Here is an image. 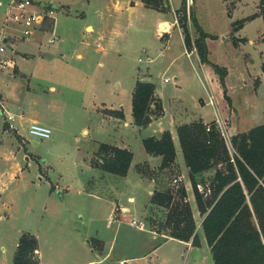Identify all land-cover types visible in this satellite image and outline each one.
<instances>
[{
  "label": "rangeland",
  "instance_id": "1",
  "mask_svg": "<svg viewBox=\"0 0 264 264\" xmlns=\"http://www.w3.org/2000/svg\"><path fill=\"white\" fill-rule=\"evenodd\" d=\"M9 1L0 0V30L15 33L20 41L22 28L14 21L6 22ZM36 3L40 5L42 1L36 0ZM47 3L51 1L47 0ZM55 3L69 5L67 10H59L56 14V32L60 39L48 43L52 30L43 35V47L47 51L45 61L36 66L29 81L21 80L18 92L25 97V107L34 113H46L47 106L56 102L62 109L55 112L62 114L61 122L52 129L50 137L40 138L30 133L27 119L18 124V133L22 135L19 136L17 130H5L6 115L0 111V264H12L20 236L25 231H32L39 237L45 264H81L89 259H100L99 251H94L91 246L101 249L96 238L111 237L116 223L111 224L110 218L114 219L112 208L117 203L133 209L144 206L149 225L158 224L163 231H169L164 228L168 208L150 201L149 189L134 167L127 177H123L94 169L88 162L97 148L94 138L111 142L117 133L110 126L86 124L90 123L91 116L84 104L89 102L88 88L96 84L99 93L116 101L117 105L122 103L120 107L128 118L131 117L133 89L138 75L142 74L153 75L167 100L176 99L180 91L189 100L191 96L204 95V87L197 80L190 56L185 51L184 23L192 38V49H196L190 51L193 60L198 58L215 75L213 87L220 100L217 106L222 116V119L218 117L217 124L231 151L233 134L264 122L262 0H187L186 7L184 0H157L151 3L153 5H145L148 8H139L132 17L128 12L119 14L113 7L114 0H55ZM133 3L134 0L130 2ZM100 11L104 17H100ZM161 20L168 21L165 25L171 22L172 30L163 31ZM87 23L118 29V45L123 55L107 57L103 49L107 38L86 35ZM201 31L208 33V58L220 66L224 82L221 74L201 59L195 46ZM62 41L65 44L60 53L52 54L53 48ZM79 52L83 53L86 62L85 69L82 68L85 73H79L81 77L72 71L76 70L73 66L79 65V61L74 62ZM149 55L154 58L152 61L148 60ZM57 58H72L71 67ZM178 69L186 72L185 84L180 90L175 79ZM165 77L171 81H165ZM52 83L57 84V91L50 88ZM84 125H87L88 133H84ZM146 133L148 131L139 129L129 135L135 163L140 162L136 165L137 171L141 167V176L163 182L162 188L173 190L178 198L179 191L186 186L185 178L175 181L182 173L181 168H151L147 162H141L148 156L142 138ZM16 163L22 165V170L15 174ZM214 174L215 168L206 170L198 176V184L210 186ZM93 189L100 193H94ZM192 191L194 193L193 185ZM131 195L135 197L134 201L129 199ZM190 202H193L198 223L202 215L195 194ZM124 229L125 237L130 241L138 238V230ZM120 246L117 245L116 251ZM87 249L88 259L85 258ZM163 249L169 251L170 264H176L172 258L174 250H179L178 256L179 253L187 256L185 246L173 241L166 243ZM116 251L95 264H119Z\"/></svg>",
  "mask_w": 264,
  "mask_h": 264
},
{
  "label": "trees",
  "instance_id": "2",
  "mask_svg": "<svg viewBox=\"0 0 264 264\" xmlns=\"http://www.w3.org/2000/svg\"><path fill=\"white\" fill-rule=\"evenodd\" d=\"M142 1L153 5L151 3L157 0ZM186 3L187 0H184L185 7ZM183 25L185 44L192 49V38L185 23ZM207 36V32L201 31L195 46L201 59L209 62L224 82L220 66L208 58ZM262 69L264 71V61ZM156 90L155 82L137 79L132 104L138 126H147L156 115L163 113V104L156 96ZM118 112L124 118V111ZM177 130L214 264H264V122L233 134V151L216 120L207 122L198 119L180 124ZM143 142L148 153L162 156V169L173 166L177 149L170 130H165L160 136H147ZM133 157L134 152L129 148L101 142L90 162L93 167L125 176ZM211 168H215L210 182L211 194L204 197L198 189V176ZM138 170L143 172L141 167ZM151 202L168 208L164 228L169 229L171 236L201 245L198 223L186 186L181 188L178 198L173 190L156 189ZM152 226L163 231L158 224ZM38 249L37 235L32 231L23 232L12 264H40Z\"/></svg>",
  "mask_w": 264,
  "mask_h": 264
},
{
  "label": "crops",
  "instance_id": "3",
  "mask_svg": "<svg viewBox=\"0 0 264 264\" xmlns=\"http://www.w3.org/2000/svg\"><path fill=\"white\" fill-rule=\"evenodd\" d=\"M36 1V0H35ZM41 4H47V0H41ZM53 5H56L58 7H62V9L67 10L68 4L60 3L56 4L55 0H50ZM132 0H114L113 7L114 9H117L119 11V14L122 12H128L129 16L132 17L133 13L137 12L139 8H148L145 5V2L142 0H134L135 3L130 4ZM61 2V1H59ZM60 5V6H59ZM70 8V7H69ZM68 8V9H69ZM133 9V10H132ZM100 17H104L105 14L103 12H99ZM58 14V13H57ZM165 20L160 21V27L162 28L165 26H170V30H172V24L171 22L168 23V25H165ZM173 23V22H172ZM53 21L52 20H46L45 22H38L35 24L36 28L33 32V34L30 37H20V41H18V36H13V38L10 39L8 43V48L6 49V56L13 59L15 61L14 67H7L3 70H0V92H1V99L6 106V110L4 111L5 115L6 112H10L14 115V119H12V123L14 124V128L9 126V123L7 119H4V128L6 129H14L17 130V134L19 136H22L20 133H18V124L23 123L27 119L29 120L30 124L32 122H41L44 124L49 125L52 129L56 127V125L61 122L62 114L61 113H55L60 112L62 110L58 105L54 103H50L49 106L46 108V113L43 111H32L29 107H25V97H22L20 92H18V88L20 87L21 80H30L31 77L34 75L37 69V65L41 64L45 61L44 55H45V47L44 45V39L43 35L46 34V32H50L52 30ZM57 25V20H56ZM55 25V30H56ZM86 35L92 36V35H99L102 37L107 38V45L104 47V53L107 57H110L112 55H117L119 58L123 55L122 49L118 45V29L116 30L114 26L110 28H106L104 25H97L87 23L85 25ZM182 32V30H181ZM10 33V32H9ZM57 33V32H56ZM172 32L169 33V37L171 36ZM183 34V33H182ZM184 37V36H183ZM60 39V37H58ZM58 39V40H59ZM48 43H55V42H49ZM65 44V42H60L59 46L54 47L52 50V54H58L60 53V50L63 48L62 46ZM99 45V43H98ZM101 46V45H100ZM169 45L166 44V48L168 49ZM187 50V46L185 44V51ZM47 52V51H46ZM187 53V52H186ZM188 55V54H187ZM189 56V55H188ZM59 59V58H57ZM71 59H59L60 62L65 63V65L70 66ZM191 62L193 64V67L196 71V77L197 80L201 83V85L204 87V95H197V96H191L190 100L185 97V94L183 91H180L179 94H177L176 99L174 100H167L160 89L159 85L155 81V78L153 75H138L137 79L142 80H150L156 83L157 85V95L161 99V102L163 104V113L160 117L153 119L151 123H149L147 126L141 127L138 126L135 123L134 116H133V104L131 105V111L132 116L128 118V115L124 112V118H121L119 116V110H123L120 106L122 103H119L118 105L115 103L116 101H111L109 98H106L104 94H101L96 90V84L90 85V90L88 88L87 93L89 96V102L84 104V107L86 109V112L90 114V123H86L89 125H92L94 127H113L114 132L117 134H114L117 136L114 140L110 141H104L101 138H94L97 144V149L99 148V145L101 142H107L110 144H114L121 147L129 148L133 151L132 146L130 144L129 135L132 131H139V129H144L148 131L145 135L142 136L144 139L147 136L150 135H157L160 136L165 130H170L173 134V139L176 145L177 149V157L175 160V163L173 166L167 167L165 169H169L171 167H179L181 168V175L183 178H185L187 191L189 193V200L192 201L193 191L191 192L192 184L189 176V167L186 164L183 149L181 147V143L179 140L178 135V126L183 123H190L198 119H203L204 121H211L216 120L218 123V120H220L218 117L221 116L220 107L217 106L218 103V97L215 93L214 86V74L207 70L205 67V64H203L201 61L199 62L196 58V61L193 60L192 56L190 57ZM55 60V59H54ZM84 60V55L82 52H79L77 55V59L75 61H79L78 66L75 67L72 70L74 73H85L84 70L82 71V68L86 65V62ZM48 61V60H46ZM53 60H50V62ZM101 64L103 61L100 62ZM71 67V66H70ZM85 69V68H83ZM80 76V75H79ZM81 77V76H80ZM175 79L178 81L177 87L180 89L183 88L185 84L186 79V72H183L182 69H178L175 73ZM165 80V78H164ZM166 81V80H165ZM171 81V79L169 80ZM50 88L54 91L58 90L57 84L52 83L50 85ZM210 94L214 95V104L212 105L210 102ZM27 95V94H26ZM220 102V100H219ZM213 107H212V106ZM107 109V110H105ZM30 115H28V111ZM64 111V110H63ZM124 111V110H123ZM62 112V111H61ZM60 114V115H59ZM218 119V120H217ZM18 122V123H17ZM92 123H95L94 125ZM222 123V122H221ZM84 133H88V127L87 125H84ZM3 134L10 135L6 132ZM99 136V135H95ZM94 151V152H95ZM147 151V150H146ZM93 152V154H94ZM134 152V151H133ZM148 153V152H147ZM93 154L88 158V162L91 164V157ZM183 154V158H182ZM183 159V160H182ZM184 161V163H183ZM141 162H147L151 168H156L161 165L162 162V156L161 155H153L148 153V156ZM140 162L135 163V152L133 161L131 164V167L129 169V172L127 175L123 177H127L134 167L136 173L141 177V179L144 180V184L149 189L148 194L150 196V201L152 194L154 190L156 189H164V183L163 182H157V180L152 177L149 179H145V177L141 176V174L137 171L136 165ZM17 165V172L19 173L22 170V165L20 163H16ZM186 165V166H185ZM92 166V165H91ZM93 167V166H92ZM94 169H99L100 171H104L100 168L93 167ZM107 172V171H104ZM110 173V172H107ZM13 176L15 175L12 173ZM106 175V174H104ZM91 181V180H90ZM90 186V183L89 185ZM93 192L96 194H99L100 192L93 189ZM129 199L135 200V197L133 195L129 196ZM193 203V202H191ZM154 204V203H153ZM114 211V219L110 218L112 220V223H116V227H114V232L112 233L111 237H98L96 238L99 243H101L102 248L98 249L95 246H91L94 251H99V255L101 256L100 259H89L88 261H85L81 264H95L100 263L106 258H109L114 252L116 251V247L118 244H120L121 248L117 250L116 256L118 257L119 264H121V261L125 260V264H170L172 263V260H170V255L168 250H164L163 247L166 243L169 241H173L174 243H178L185 246V251L187 252V256L180 255L178 256L179 250H174L172 253V258L176 264H214V260L212 258V252L211 247L208 244L207 238L205 236V233L202 229V219L203 217H200V220L198 221L197 225V232L200 235L201 238V245H194L192 240L185 241L178 239L176 237H173L169 234V231H158L153 228L152 225H149V219L147 220V211L145 210L144 206L136 207L133 209L132 207L126 205V204H119L117 203L116 207H113L112 210ZM194 209V208H193ZM146 211V213H144ZM194 211L195 217L197 216V213ZM200 214V213H199ZM137 218L147 224L146 228H141L138 226H135L132 224L129 217ZM110 223V222H109ZM127 227L130 229L138 230V238L136 240H129L127 237H125L124 231ZM34 233V232H33ZM38 237V236H37ZM39 239V237H38ZM130 241V242H129ZM91 242V240H90ZM18 245V244H17ZM86 252L85 258H90L89 250ZM39 257H40V264H45L42 256L41 251V245L39 240V249H38ZM177 254V257L175 255ZM88 255V256H87ZM97 261V262H96ZM175 264V263H174Z\"/></svg>",
  "mask_w": 264,
  "mask_h": 264
},
{
  "label": "built area",
  "instance_id": "4",
  "mask_svg": "<svg viewBox=\"0 0 264 264\" xmlns=\"http://www.w3.org/2000/svg\"><path fill=\"white\" fill-rule=\"evenodd\" d=\"M59 10H63L62 7H58L56 5L47 3V4H37L35 0H10L8 3V10L6 13V22L14 21L18 23V25L22 28L21 36L30 37L36 26L35 24L38 22H45L46 20H52V35L49 37V42H55L59 39L56 30V14ZM176 22L179 24L178 18H176ZM163 31H169L170 26H164L162 28ZM13 36H16L15 33H7L6 29L0 30V70H3L7 67H14L15 61L6 56V49L8 48V43ZM100 45V43H99ZM196 49L189 50L187 48L186 52L191 57V52H194ZM148 60L152 61L154 58L150 55L147 57ZM166 81H169V77H165ZM1 95V92H0ZM210 102L214 104V95L210 94L209 96ZM6 106L4 105L1 97H0V111H5ZM6 119L9 123L10 127L14 128V124L12 123V119H14V115L9 111L6 112ZM29 131L31 134L40 137V138H48L51 136L53 130L52 128L41 122H32L29 126ZM183 179V176H177L175 181H179ZM199 191L203 194L204 197H208L211 194V187H206L202 183L198 184ZM132 224L141 228H146L147 224L137 218H133L131 220ZM126 261H121V264H125Z\"/></svg>",
  "mask_w": 264,
  "mask_h": 264
}]
</instances>
